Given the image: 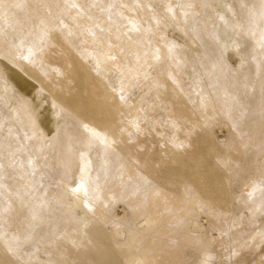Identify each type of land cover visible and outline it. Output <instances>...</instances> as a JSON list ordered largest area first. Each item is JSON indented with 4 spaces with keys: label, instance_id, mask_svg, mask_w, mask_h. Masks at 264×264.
<instances>
[{
    "label": "rangeland",
    "instance_id": "rangeland-1",
    "mask_svg": "<svg viewBox=\"0 0 264 264\" xmlns=\"http://www.w3.org/2000/svg\"><path fill=\"white\" fill-rule=\"evenodd\" d=\"M7 4L15 19L10 18L8 23L12 31L0 24V32L9 36L16 34L27 48L38 43L39 35L45 32L48 24H55L53 33L58 34V24L68 23L74 39L72 54L78 55L80 62L84 59L79 56L86 57L85 52L101 59L103 53L115 51L109 54V69L131 70L124 84L127 92L134 96V106L126 108L128 111L123 106L118 107L114 128L117 139L120 135L121 140L131 138L133 141H125L127 147H123L124 154L121 155L124 166L119 173L115 172V165L110 164L112 190L96 204L99 217L110 233L122 231L120 242L135 230L143 233L145 227L140 218V204L143 192L149 191V185L143 182L146 178L167 193L168 202L190 200L194 195L191 192L200 196L191 199L188 213L181 220L183 223L172 228L176 239L170 247L178 264H264V235L258 231L264 216L258 218L238 199L240 194L249 193L248 179L264 172V0H16ZM45 34L50 36L51 32ZM152 42L162 45L160 57L154 58L152 50L149 51ZM137 47L145 49L150 62L157 60L158 68L154 73L158 80L160 78V86L152 82L153 74L150 69L142 67L144 62L136 65L131 61V51ZM41 49L49 63H46L48 68L56 73L66 52L50 41ZM139 71L142 72L138 76ZM166 72L175 78L171 79L169 74L163 76ZM146 74L148 80L144 79ZM7 77L23 100H29L37 110L46 140L58 154L62 151L55 137L58 131L66 137V144L72 149L70 155L85 151L88 135L76 121L80 119L78 115L73 112H69L70 115L53 114L47 104V95L40 94L37 84L16 71L7 72ZM214 81L219 83L217 96H212L216 100L206 108L189 104L180 92V89L192 85L205 90ZM166 87L171 90L175 87V90ZM123 116L126 118L125 129L131 132L129 135L118 123L119 117ZM17 122L12 124L18 139L11 133L1 132L4 146L0 147V164L8 174L7 184L19 172V168L12 172L15 165L10 163V160H17L22 148L23 131ZM132 135L136 136L135 139ZM119 139L116 145L121 146ZM165 151L168 155L163 158ZM176 168L183 174L182 178L175 173ZM202 180L204 188L199 185ZM210 188L218 191L216 195L209 197L205 193ZM57 216L60 217L58 222L43 225L40 229L47 238L46 243L49 242L46 244L49 250L64 249L67 256L70 241L61 246L53 236L54 230L50 229L68 226L71 217L69 215L68 219L62 211ZM14 228L12 226L7 235L10 236ZM22 236L13 239L21 248L28 243ZM243 237L249 241L240 240ZM131 239L129 243H139L137 238ZM77 243L75 250H82L83 245ZM79 245L82 247L78 248Z\"/></svg>",
    "mask_w": 264,
    "mask_h": 264
},
{
    "label": "bare ground",
    "instance_id": "bare-ground-1",
    "mask_svg": "<svg viewBox=\"0 0 264 264\" xmlns=\"http://www.w3.org/2000/svg\"><path fill=\"white\" fill-rule=\"evenodd\" d=\"M11 1L16 2V0H0V24L6 25L5 28L12 31L8 23L10 18L14 20L15 17L12 15V10L7 6V3ZM47 26L45 32H51V35L47 36L43 32L41 36L39 35L38 43L28 48L23 41L17 38L16 34L9 36L0 32V103L2 104L0 105V147L4 146L1 140V132L3 131L8 134L11 133L16 139L19 138L18 133L13 128V122L18 120V127L20 126L23 131L22 148L18 158L16 161L10 160V163L15 165V168H12L11 171L16 172L19 168V172L16 177L10 180L9 184L6 183L8 174L0 164V264H178L174 256L175 253L170 247V243L176 239L175 233H172V228L178 227L181 220L185 218L188 213L187 208L193 200L192 198L197 199L199 196L197 192V194L194 192L190 193L191 195L192 193L194 194L191 197L192 200L184 198L182 203L174 200L168 202L167 193L161 191L160 186L158 187L157 184L155 186L153 181L143 178V182L149 185V191L143 192V200L140 204V218H142V224L145 229L143 233L141 232L142 236L139 230L131 232L129 238L127 237L123 242H120L123 236L122 231L114 230L111 234L108 226L99 217V210L96 207L99 199L112 190V181L109 177L111 173L110 164L113 163L116 168L115 172L119 173L120 168L124 166L123 156L121 155L124 154L123 149L127 147L125 146V141L127 143L133 141L130 140V137V139L127 138L128 141L130 140L129 142L126 138L121 140L119 139L120 135H117L121 133H117L116 135L123 146L116 145L118 139L115 136L116 129L114 128V125L117 124L115 116L117 110H119L118 107L123 106V109H126L134 106V96L127 92L124 84V82H127L131 70L122 69L121 67L119 71L109 69L108 57L109 54L111 55L115 51L103 53L104 56L101 59L92 53L85 52L86 57L84 55L79 56L84 59L83 62H80L78 55L72 54L75 47L70 24L60 22L58 24L59 27L57 26L56 28L58 34L53 33L55 24H48ZM48 40L66 52L64 53L65 56L62 57L64 60H71L73 63L61 60L62 66L58 68V71L56 73L51 72L47 66L49 63L44 59L43 51H41V48L49 42ZM121 42L123 41L121 40ZM152 43L149 44V51L152 50L154 58L160 57L162 45L160 43L157 44V42ZM44 49L47 48L45 47ZM108 50L110 51V49ZM144 50L143 48H134L131 51L133 57L131 61L136 65L144 62L145 64L142 67L145 66L144 69L148 68L151 70L150 74H153L152 82L160 86V82H158L160 78L158 80L156 73H154L155 69L158 68L156 67L158 65L157 60L150 62L148 54ZM137 59L138 62L136 63ZM14 71L40 87V94L45 93L47 95V104L53 114L70 115L69 112H73L79 116L80 119L76 121L88 135L84 152H76L70 155L69 151H72V149L66 144V137L58 131L55 137L58 139L57 143L60 144V149L62 150L59 152L60 155L58 154L51 142L46 140V133L40 127L37 110L29 100H23V96L7 77V72ZM140 72L142 71L138 72V76ZM170 72H172L171 69ZM167 74L169 72H166V75L163 74V76H167ZM147 77L148 75L144 79H147ZM169 77L171 79L175 78L172 74H169ZM169 80L168 82H170ZM175 85L177 86V84ZM165 86L167 85L165 84ZM175 87L172 90H175ZM218 89L219 83L214 81L210 82L205 90L199 86L192 85L188 88L186 86V88L180 89V92L189 104L193 106L198 104L206 108L212 104L213 98L217 96ZM169 90L172 91L171 89ZM170 98L173 97L171 96ZM177 102L180 101L178 100ZM185 104L187 103L185 102ZM214 105L213 103L212 106ZM135 110L137 111V109ZM125 111L128 110L126 109ZM176 116L179 117L180 115ZM119 118L120 122L118 123L124 128L125 133L127 135L131 134L128 128L125 129L124 120L126 118L124 116ZM133 131L135 132V130ZM131 137L135 139L136 136L132 135ZM56 138L53 144H55ZM170 147L172 146L170 145ZM170 147L168 148L170 149ZM166 152L162 153L164 154L163 158L168 155H165ZM175 173L180 174L179 177L182 178L183 174L177 168ZM50 184L53 186H50ZM199 185L204 188L203 180L199 182ZM246 185L250 189L249 193L240 194L238 199L248 205L258 218L261 215L264 216V172L250 177ZM194 191L196 190L194 189ZM205 191L209 197L216 195L218 192L212 188ZM169 196L168 198H170ZM61 211L66 213L68 219L71 217L69 225L66 227H53L50 230H54L55 234L53 236L57 237V241L61 246L65 245V242L68 244V241H70L67 246L68 252L65 249L67 256L64 253V249L57 252L50 251L46 245L49 242L46 243L47 238L44 237V233L40 229L43 225L57 221L60 218L57 214L60 215ZM79 212L81 213L80 216ZM28 213L30 215L27 216L26 214ZM71 222H73V225L70 224ZM259 225V228L257 227L258 231L263 236L264 222ZM12 226H15V228L9 236L7 234ZM180 228L182 227L180 226ZM16 229L18 232H16ZM132 229L134 228L132 227ZM22 235L28 240V243L23 248L19 247L16 241H13L14 236L20 237ZM131 236L134 237L131 239ZM134 238L138 239V244L129 243L128 240L131 239L133 241ZM243 239L244 237L240 240ZM76 242L83 245V247L81 246L82 250H75L77 247Z\"/></svg>",
    "mask_w": 264,
    "mask_h": 264
}]
</instances>
